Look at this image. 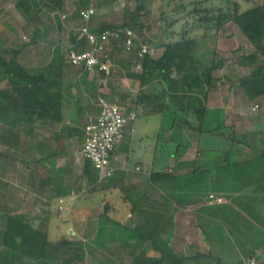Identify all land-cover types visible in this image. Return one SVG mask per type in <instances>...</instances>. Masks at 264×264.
Listing matches in <instances>:
<instances>
[{
	"label": "rangeland",
	"instance_id": "1",
	"mask_svg": "<svg viewBox=\"0 0 264 264\" xmlns=\"http://www.w3.org/2000/svg\"><path fill=\"white\" fill-rule=\"evenodd\" d=\"M18 1L0 0V51L6 48H16V46L23 47L20 57L21 64L34 73H43L49 78L59 79L58 72L61 64L54 62L57 50H60V55L65 54L72 46L70 32H77L83 25L74 5L75 0L66 1L65 13L61 17L50 9L44 8L40 0H30L32 11L26 14L17 7ZM235 1L241 4L242 11L264 3V0H91L90 6H93L97 13L89 24L91 28L122 25L125 21L130 22L131 12L144 4V9L138 17L144 27L135 30L137 48L147 45L149 54L159 58L163 53L161 45L177 44L181 52L191 53L193 56L192 62L195 69L192 72H194L198 87L208 85V79L202 78V75L210 70L215 55L220 60H225V67L213 72L214 80L216 75L221 76L225 87L218 81H214L212 85L224 91L223 99L226 109L231 112V106H228L230 102L227 100L228 87L232 84L234 93L241 92L240 82L251 79L252 67L248 63H243L242 60L246 57L243 54L246 51L256 53L254 60L258 65L264 62V57L253 48L234 23L218 29L213 23L202 22L201 18L207 16L208 13L219 14L221 12L219 10L233 12ZM37 28L48 29L47 35L40 38V45L36 47L25 45L29 43ZM120 47L119 43H114L110 53L114 63L119 64L121 69L114 76L109 77L113 78L108 81L109 87H102L104 88L102 90L124 106H130L128 108L139 112L135 121V135L127 145L119 146L118 149L119 154H126L129 157L128 178L141 176L140 173L135 172V165L139 161L147 162L146 160L153 158L156 143H158L156 156L159 159L156 166L157 169L164 170L169 166L178 145L182 141H189L188 155L194 157L198 152L203 155L192 161L198 172L190 176H173L174 178L169 182L173 186L172 190L159 191L161 200L172 202L175 198L192 197L196 194L203 202L208 203L210 194L225 193L227 195L226 193L229 192L227 200L230 204L224 207L229 217L223 224L205 222L204 217L196 213L191 219H187V224L181 220L182 223L177 226V231L180 232L184 227L186 231L192 230V235H190V246H182V243L176 244L178 248L182 246L187 250L185 252L181 249L180 252L192 255L194 252L203 251L205 244L209 247L214 245L213 255L221 252L235 260L238 257L236 252L238 249L250 255L249 253L255 251L256 248L264 246V233L253 230L251 222L259 223L260 227L264 228V158H258L264 151V97L255 102L256 105L252 108L251 115L247 116L244 113L240 121L232 120L229 123V126L235 128L237 139L243 142V144L231 145L224 137L211 134L217 128L222 132H227V125L222 121L225 112L220 114L218 122L215 119L205 118L201 132L194 129H199L200 121L193 112L185 114L176 107H170L162 115L148 116L140 112L136 98L140 89L139 77L142 69L136 68V50L127 53L120 51ZM62 68L64 79L57 83L54 91L56 94L60 93L62 91L60 85L64 82L73 85L72 91L82 99L80 124L72 131L60 130L52 126L47 128L42 125L45 121L32 122L27 118L16 125L0 123V213L22 217L35 227L44 229L51 242L67 238L84 242L87 245L95 240L97 224H102L104 216L112 213L110 203L118 200L120 194L112 198L107 192L108 184L112 182L111 180L116 181L117 175L101 180L98 185H95L85 179L82 168H78V164L81 163L74 158L81 145L84 144L83 127L91 117L97 115L94 109L96 98L94 93H97L101 87L93 82L96 72L86 73L66 63ZM122 77L125 78L124 82H120ZM195 103L198 104H192L193 107L202 106L197 101ZM233 109L236 110L235 107ZM228 116L231 120L232 116ZM183 119H187L188 126L192 125L194 128L183 127L181 125ZM66 121L68 125L72 123L69 117ZM174 121V128H171ZM46 136L50 137L47 140L50 145L58 146L57 143L63 142L58 148H61L63 152L67 149L70 151V154L67 152L63 153V156L60 154L55 166L66 167L68 176L66 186L75 189L71 199L61 204L54 203L53 206L46 203V193L39 192V179L34 178L33 180L37 183L30 182L31 186H29V174L35 171L37 166L34 163L29 166L26 164L31 161L32 157L38 155V142H43ZM192 136L201 137L194 139ZM44 141L45 144L46 140ZM230 160L231 162L247 161L232 167L225 166V163L229 164ZM49 175L56 177L53 171L49 172ZM40 176H42L41 173ZM125 184L127 189L124 195L132 197L135 201V190H132L129 183ZM181 190L186 194L180 193ZM223 201V203L227 202L226 198H223ZM127 213L124 217L121 214L114 216L124 221L126 226H135L137 219H132L133 223L129 219L126 220ZM204 224L211 225L212 229L202 233L200 225L202 227ZM112 227L113 225L108 223L106 230L109 231ZM106 237L105 232V239ZM167 240L163 243L171 249V244ZM249 241L253 244L251 248L245 247ZM202 243H205L204 246ZM217 243L221 248L216 252ZM133 244L135 245L136 241L133 240L132 245L125 249L111 241H107L104 248H99V245L94 244L85 253V258H80L76 262H80L78 264H132L130 255L136 252Z\"/></svg>",
	"mask_w": 264,
	"mask_h": 264
},
{
	"label": "trees",
	"instance_id": "2",
	"mask_svg": "<svg viewBox=\"0 0 264 264\" xmlns=\"http://www.w3.org/2000/svg\"><path fill=\"white\" fill-rule=\"evenodd\" d=\"M40 1L43 3L44 8L50 9L59 17L65 13L67 0ZM31 3L30 0H19L16 5L24 13L28 14L32 11ZM90 4L91 0H75L74 2L78 13L89 7ZM233 5L235 8L233 12L230 10L226 12L219 10L221 11L219 14L208 13L207 16L201 18V21L213 23L218 29L229 23H234L253 48L264 57V3L255 5L245 11H242L239 2L235 1ZM142 9H144V4L131 12L130 22L125 21L119 26L104 25L102 27H95L92 28V31L100 34L105 30L117 31L130 28L135 31L136 29H143V22L138 20ZM47 33L48 29L37 28L32 34L29 43L25 45L34 47L40 45V38H44ZM70 36L71 48H87L85 42L78 41L77 32L71 31ZM115 43L121 45L120 51H126L123 39ZM139 48L135 46L134 49L137 51ZM161 48L163 49V53L159 58H155L150 54L145 56L143 59V69L139 77L140 89L137 94L136 103L142 109L143 114L148 116L166 113L170 109L174 97L184 98L188 91L193 90L197 85L194 72H192L195 69V65L192 62V54L181 52L177 44L174 43L163 44ZM22 49L23 47L18 48L16 46V48H6L0 51V123L4 125L13 123L16 125L27 118L32 122H57L63 124V129L75 130L74 127L80 124L81 97L74 94V91H72L74 89L73 85L67 82L60 85V89H62L60 93L56 94L54 91L57 83L64 79L62 73L63 64L66 63L72 66L68 59V51L60 55V50H57L54 62L61 64L60 71L58 72L59 79H57L49 78L43 73H34L21 64ZM225 64V60H220L215 55L208 71L209 84L212 81V73L223 69ZM78 69L82 70L81 68ZM101 74L106 77L104 73ZM229 88H232V84ZM242 88L250 102L255 103L264 97V62L252 71L251 79L244 82ZM178 93H182L183 96H179ZM66 106L73 109H64ZM190 111L195 113L198 121H200L199 129L192 127V125L190 127L201 132L205 119V108L191 109ZM67 117L72 120L70 125L66 124L65 119ZM226 128L228 129L227 132H222L221 129L217 128L214 131L212 130L211 134L224 137L231 145L235 143L243 144L241 140L237 139L233 126H226ZM189 147V141H182L178 145L175 154L185 153ZM55 155L56 153L53 154V156ZM53 156L45 160L53 161L56 159ZM258 158H264V151H262L261 156ZM37 162H43V160L38 159ZM226 165L227 167L235 166L229 165L227 162L225 163ZM94 169V165L90 161L85 160L81 171L88 182L98 185L101 180L99 172L96 169L94 172ZM54 171H58V175L64 173V169L55 168ZM169 177L170 173L163 172L155 173L150 179L158 180L159 178L167 179ZM106 223L113 225L109 231L106 230ZM105 232L107 233L106 239ZM47 234L44 229L35 227L22 217L0 213V264H78L80 262H76V260L79 261L80 258L84 259L85 253L94 244L99 245V248H104L106 242L111 241L122 248L130 246L132 239L137 240L134 246L136 252H133L131 255L132 264H183L184 258H178L174 253L159 246L155 239V230L147 220L130 227L114 222L105 215L102 224H97L95 240L87 245L84 242L73 241L67 238H62L58 242H51ZM19 238L21 239L20 242ZM141 246L144 250H139ZM146 247L156 250L161 256H147Z\"/></svg>",
	"mask_w": 264,
	"mask_h": 264
},
{
	"label": "crops",
	"instance_id": "3",
	"mask_svg": "<svg viewBox=\"0 0 264 264\" xmlns=\"http://www.w3.org/2000/svg\"><path fill=\"white\" fill-rule=\"evenodd\" d=\"M250 52L251 51H246L243 54L246 57L243 58L242 61L243 63H248L249 66L252 67V70H251V73H252V71L255 68H257L260 64L258 65V63H256L254 60L256 53H253V52L250 53ZM114 65L115 67L113 69V73L111 76H114L117 73V71L121 69L120 68L121 66L119 64L114 63ZM94 75L96 76V78L95 80H93V82L95 84H98L99 87H101L99 91L97 92L98 94L94 93V95H96V98H97V99L96 98L94 99L95 100L94 109L97 112V114L99 112L98 106H99L100 99H105L112 103H118L121 106L126 108L127 106H124L122 103L117 101V99L115 100V98H113L111 95L107 94L106 92H103L104 90H102L108 86V83H109L108 81H111L113 78L108 79L107 77L103 76L101 73L99 74L97 72ZM203 77L208 79L209 74L206 72L205 75H202V78ZM211 78H212L211 84L208 83L207 86H201V87L196 86V88H194L193 90L188 91V93L184 96V98L174 97L170 107H176L182 113L189 114L191 113L190 111L191 109H199L198 107H193L192 105V104L197 105L198 103H195V101H197L200 104H202L201 106L202 108H205L206 110L205 118L207 120L215 119L218 122L221 116L220 114L225 112V114L223 113L224 114L223 120L227 126H229V123H231L232 120L240 121L241 115L244 113L247 116L251 115L252 108L256 104L253 102H250V100L247 98L242 88V84L246 82L247 80H242L240 82L241 92L234 93V91L232 90L233 88L228 87L227 100L230 102L228 106L229 105L231 106V107L229 106L231 108V112L230 111L228 112L226 109L227 107L225 105L224 99H223L224 91L212 85L214 81H218L221 83L223 87H225L223 80L221 76L219 75H216L215 80H214L213 73L211 75ZM124 81H125V78L122 77L120 79V82H124ZM178 94L179 96H183L182 93H178ZM203 104H204V107H203ZM233 107H235L236 110H234ZM64 109H69V108H67L66 106L64 107ZM72 109L73 108H71L70 110ZM140 112H142L141 108H140ZM137 113L139 116V112ZM228 115L232 116L231 120ZM183 120L184 121H182L181 125L185 128H191L190 125L188 126L189 121L187 119H183ZM135 123L136 122H134L128 127L124 142L122 143L121 147L127 145L130 142L131 138L135 135L136 133ZM173 123L174 124L171 125V128H174L175 121ZM66 124H68L67 121H66ZM42 125L47 128H49V126H52L54 128L58 127V129L60 128V130L63 129V124H60L57 122L46 121V122H42ZM87 125H88V122L86 126L83 127L85 139L87 137V131H86ZM190 130L191 129H189V131ZM200 137H193V138L200 139ZM49 139L50 137L46 136V138L45 137L43 138V142L42 141L38 142L39 144V146L37 147L38 155L32 157L31 161H29V163H26V164L29 166V165H32V163H34L35 166H37L35 168V171H32L29 174V178H30L29 186H31L30 182L37 183L36 181L33 180L34 178L39 179L40 180L39 192L41 191L45 192L46 193V197H45L46 203H49L51 206H53L54 203L61 204L71 199L75 192V189H71L69 188L70 186H66V180L68 179V176L66 175L67 174L66 167L63 168L64 166H57V167L55 166L56 161L60 157V154L61 156H63V153L66 154V152L70 154V151H68L67 149V151L63 152L61 148H58L60 143L62 144L63 142H60L59 144L57 143L58 146L53 145V144L50 145L49 141H47ZM85 139L83 143L85 142ZM44 140H46L45 144H44L45 142ZM179 140L180 141L182 140L181 137L179 138ZM65 143H66V140H65ZM82 147H83V144L81 145V147L79 148L78 152L75 154V157H74L75 160L81 163V164H78V168L79 167L82 168L84 165V161H85L81 154ZM157 147H158V143L155 144V151H154L155 154L152 159L146 160L147 162L139 161L136 163L135 172L140 173L141 176H136L131 179L128 178L127 176L128 175L127 167L129 163V157L126 154H123V155H121V153L119 154L118 153L119 150L116 151L112 166L114 168L113 177L117 175V180L116 181L111 180L112 182L108 184L109 190L107 192H109L108 194H110V197L112 198L114 196H118V193L120 194V196L118 200L112 201L110 203V209L112 213H109L110 216L109 214H106V216H108L110 220L114 222H118L123 225H125V222L122 220L120 221L116 219L114 215L121 214L124 217V215L128 212L127 215L125 216V219L126 220L129 219L131 220V222H132V219L133 220L134 218L137 219L136 225L142 223V221L144 220L149 221L155 230V239L157 240L159 246L162 249H165L169 252L174 253L178 258H184L183 264H238L241 261V259L246 256H257L261 264H264V251H263L264 246L263 245L260 248H256L255 251L253 250L251 253H249L250 255L242 253V251L237 248L238 250H236V252L238 254V257H236L235 260L230 259L228 255H226L225 253H221V252L217 253L218 255H213V250L215 247L212 244H211L212 246L209 247L207 244L204 243L205 244L204 246V244L202 243L204 246L203 251H197V252L193 251L194 253H192V255H186L180 252L181 249H184V247L182 248V246L184 245L190 246L189 244L190 237H191L190 235H192V230L186 231L184 230V227L182 228L180 232L177 231V226H179L182 223L181 220H183L187 224V219L188 218L191 219L194 213H196L199 216L204 217L205 222L206 221L207 222H217V223L220 222L223 224V222H225L227 217H229L228 214L224 210V207L230 204V202L227 200V195L229 192L226 193L227 195H225V193L216 194V196L218 197L226 198L227 202L225 203L203 202L201 198H199V196L196 194L193 195L192 197L185 196V197H180L177 199L175 198V200L172 202L164 201L163 199L161 200L159 196V193H160L159 191L172 190L173 186H171L169 182L172 180V178H174L173 176L175 177L184 176V175L190 176L198 172L196 170L197 167H194L192 161L194 159L196 160L202 157L203 155L199 152L196 153L194 157L188 155L190 151V147H189V149L185 153H182L179 155L175 154L174 156H172L169 166L165 168L164 170H162L159 168L157 169V166H156L157 161H159V159L156 156ZM28 153H30L29 150H28ZM55 153L56 155L53 156V154ZM52 156L55 157L56 159H54L53 161L45 160L48 157L52 158ZM67 157L69 156L67 155ZM38 159L43 160V162L38 163L37 162ZM244 161H247V160H238L234 162H231L230 160L229 165H236ZM39 166H41L42 168H40ZM54 167L56 169H64V173L61 175L60 174L58 175L59 172L54 171L55 169ZM51 171H53V173L54 172L56 173V177L49 175V172ZM163 172L170 173V177L167 179L159 178L158 180L150 179L151 176H153L155 173H163ZM40 173L42 174V176L39 177ZM259 177H260V174H259ZM126 182L129 183V186H132V190L133 189L135 190L134 192L135 197H136L135 201H133L132 197L130 198L124 195L127 189L125 187ZM30 191H32V189H30ZM182 192L184 191L181 190L180 193ZM251 222L253 225L252 227L253 230H255L256 232L262 231V233H264V228H261L259 223H256L254 221H251ZM200 229L202 233H204V232H208V230L212 229V227L211 225L204 224L202 227L200 225ZM166 239H168L167 242L171 244V249L168 248L163 243V241H166ZM133 240L136 241L137 243L136 239H132L131 245H132ZM181 243H182V246L178 248L176 244L180 245ZM252 245L253 244L250 243L249 241V243H246L245 247L251 248ZM122 248L125 249V247H122ZM219 248H221V246H219V244L217 243L215 251L217 252ZM141 249L144 250L142 246L139 250ZM145 250H146V255L149 257L161 256L159 252H157L156 250L152 248L146 247ZM184 251L187 252L186 249H184Z\"/></svg>",
	"mask_w": 264,
	"mask_h": 264
},
{
	"label": "built area",
	"instance_id": "4",
	"mask_svg": "<svg viewBox=\"0 0 264 264\" xmlns=\"http://www.w3.org/2000/svg\"><path fill=\"white\" fill-rule=\"evenodd\" d=\"M96 13L93 6L80 11L83 25L77 30L78 41L85 42L87 48L78 49L70 46L68 59L74 67L81 68L85 72L104 73L109 78L114 69L111 47L116 41L123 39L126 52L132 53L135 51L137 35L130 28L94 33L89 23ZM149 52L147 45H142L136 51L137 69H143V59ZM98 107V114L90 118L86 127L87 137L81 154L84 160L94 165L99 172L100 180H105L114 175L112 163L115 153L124 142L128 127L137 120L138 113L133 108H125L105 99L99 100ZM209 200L210 203L224 202L223 198L215 194H210ZM238 264H261V262L257 256H249L242 258Z\"/></svg>",
	"mask_w": 264,
	"mask_h": 264
},
{
	"label": "water",
	"instance_id": "5",
	"mask_svg": "<svg viewBox=\"0 0 264 264\" xmlns=\"http://www.w3.org/2000/svg\"><path fill=\"white\" fill-rule=\"evenodd\" d=\"M21 241V239L19 238V242Z\"/></svg>",
	"mask_w": 264,
	"mask_h": 264
}]
</instances>
